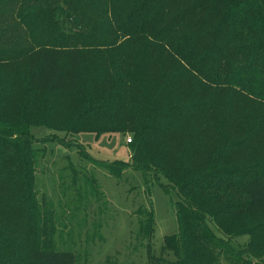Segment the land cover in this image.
Returning a JSON list of instances; mask_svg holds the SVG:
<instances>
[{"label":"trees","instance_id":"obj_1","mask_svg":"<svg viewBox=\"0 0 264 264\" xmlns=\"http://www.w3.org/2000/svg\"><path fill=\"white\" fill-rule=\"evenodd\" d=\"M16 14L28 27L34 19L44 31L67 27L70 44L16 41L4 50ZM14 63L24 66L25 94L23 108L0 111V264L75 263L70 251L32 244L6 263L1 221L36 218L37 126L99 138L134 125L131 163L100 165L116 178L147 167L167 180L178 231L163 238L162 252L178 247L182 261L200 264L212 241L247 236L245 251L264 258V218L253 223L264 213V0H0L1 83ZM92 77L107 88L93 94ZM61 93L68 107L60 118L39 97ZM143 213L138 238L150 242L154 212Z\"/></svg>","mask_w":264,"mask_h":264},{"label":"rangeland","instance_id":"obj_2","mask_svg":"<svg viewBox=\"0 0 264 264\" xmlns=\"http://www.w3.org/2000/svg\"><path fill=\"white\" fill-rule=\"evenodd\" d=\"M20 15H15L13 27L1 37L4 50H15L16 44H13L16 41H19L17 46L51 44L60 47L70 44L67 27H56L49 22L52 27L44 31L36 19L28 27ZM55 38L56 42H50ZM12 65L14 67L10 68L12 71L8 75L5 74L3 83L0 79V111L10 114L24 107L25 94V79L20 76L24 66L21 63ZM92 80L86 85L92 88L93 94L107 88L96 83L99 80L94 77ZM42 96L39 97L42 101L48 99L45 102L47 108L57 111L60 118L66 114V94ZM103 98L100 94L95 97L100 102ZM135 106L132 103L125 109L133 111ZM133 129L134 125H128L124 135L112 133L96 138L93 134L65 137L61 133L54 136L52 130L44 126L31 128L32 145L38 149L32 191L38 206L36 218L32 224L9 216L1 221L8 238V246L4 248L6 263L23 252L27 244H32L40 249L70 251L75 257L74 264H186L177 254L178 247L162 252L163 238L178 231V196L172 189L166 193L161 183L167 184V180L156 177L158 172L147 167L142 170L128 168L116 178L100 165L117 161L131 163L127 140L133 139L128 132ZM152 210L156 221L154 237L150 242L140 240V221L146 217L143 212ZM247 215L241 212L239 217L244 219L243 222H251L249 216L246 219ZM263 218L264 213H258L253 223ZM212 230L219 237L223 234L218 227L213 226ZM247 238H228L225 246V241H212L211 246L200 251L205 258L200 254V264H264V258L245 251ZM3 247L0 243V248ZM151 258H155L154 262L150 261Z\"/></svg>","mask_w":264,"mask_h":264},{"label":"built area","instance_id":"obj_3","mask_svg":"<svg viewBox=\"0 0 264 264\" xmlns=\"http://www.w3.org/2000/svg\"><path fill=\"white\" fill-rule=\"evenodd\" d=\"M127 142H130V139H128Z\"/></svg>","mask_w":264,"mask_h":264}]
</instances>
